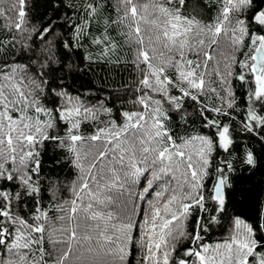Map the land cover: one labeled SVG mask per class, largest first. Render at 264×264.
<instances>
[{
    "label": "snow or ice",
    "instance_id": "obj_1",
    "mask_svg": "<svg viewBox=\"0 0 264 264\" xmlns=\"http://www.w3.org/2000/svg\"><path fill=\"white\" fill-rule=\"evenodd\" d=\"M0 264H264V0H0Z\"/></svg>",
    "mask_w": 264,
    "mask_h": 264
}]
</instances>
